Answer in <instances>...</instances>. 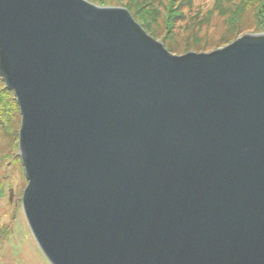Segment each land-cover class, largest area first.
I'll use <instances>...</instances> for the list:
<instances>
[{"label":"water","instance_id":"water-1","mask_svg":"<svg viewBox=\"0 0 264 264\" xmlns=\"http://www.w3.org/2000/svg\"><path fill=\"white\" fill-rule=\"evenodd\" d=\"M0 77L49 264H264V33L173 56L123 8L0 0Z\"/></svg>","mask_w":264,"mask_h":264},{"label":"rangeland","instance_id":"rangeland-1","mask_svg":"<svg viewBox=\"0 0 264 264\" xmlns=\"http://www.w3.org/2000/svg\"><path fill=\"white\" fill-rule=\"evenodd\" d=\"M172 1L102 0L103 5L87 2L127 10L140 28L173 56L210 53L243 35L264 33V0ZM171 4L174 18L168 17ZM136 10H140L139 14ZM6 111L0 124V264H49L21 207L27 180L18 156L20 114Z\"/></svg>","mask_w":264,"mask_h":264},{"label":"trees","instance_id":"trees-1","mask_svg":"<svg viewBox=\"0 0 264 264\" xmlns=\"http://www.w3.org/2000/svg\"><path fill=\"white\" fill-rule=\"evenodd\" d=\"M93 4L103 5L102 0H87ZM172 1V0H171ZM173 2V1H172ZM140 10H136V14H139ZM174 8H172V4L169 9V16L168 17H176V14H174ZM167 24H169L167 22ZM11 109L13 112H18V105L15 101V97L12 91H9L5 84L3 83L2 79L0 78V124H2V119L4 114H8L6 110ZM19 113V112H18Z\"/></svg>","mask_w":264,"mask_h":264}]
</instances>
